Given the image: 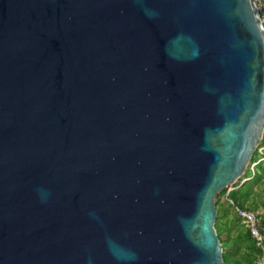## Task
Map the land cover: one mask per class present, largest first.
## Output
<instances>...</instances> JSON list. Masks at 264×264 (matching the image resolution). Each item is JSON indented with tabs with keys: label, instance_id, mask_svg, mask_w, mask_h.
<instances>
[{
	"label": "water",
	"instance_id": "water-1",
	"mask_svg": "<svg viewBox=\"0 0 264 264\" xmlns=\"http://www.w3.org/2000/svg\"><path fill=\"white\" fill-rule=\"evenodd\" d=\"M263 133L253 0H0V264H225Z\"/></svg>",
	"mask_w": 264,
	"mask_h": 264
},
{
	"label": "trees",
	"instance_id": "trees-1",
	"mask_svg": "<svg viewBox=\"0 0 264 264\" xmlns=\"http://www.w3.org/2000/svg\"><path fill=\"white\" fill-rule=\"evenodd\" d=\"M260 147H264V133L250 161L255 166L252 170L248 168L249 175L243 176L247 180L241 184L240 179L230 191L222 190L216 199L215 228L225 264H258L263 256V249L257 246L238 213V210L257 213L264 236V151L259 153Z\"/></svg>",
	"mask_w": 264,
	"mask_h": 264
},
{
	"label": "built area",
	"instance_id": "built-area-1",
	"mask_svg": "<svg viewBox=\"0 0 264 264\" xmlns=\"http://www.w3.org/2000/svg\"><path fill=\"white\" fill-rule=\"evenodd\" d=\"M253 3L255 5L256 15L258 18L259 25L264 34V0H253ZM258 151L259 153H262L264 151V147L258 148ZM262 159H260L258 162H260ZM242 179L243 180L245 179L243 182L247 180L246 178H242ZM238 213L240 217L243 219V222L248 228L250 234L256 241L257 246L263 249V256L258 264H264V248H263L264 236L260 232V219L257 213L246 210H238Z\"/></svg>",
	"mask_w": 264,
	"mask_h": 264
},
{
	"label": "rangeland",
	"instance_id": "rangeland-1",
	"mask_svg": "<svg viewBox=\"0 0 264 264\" xmlns=\"http://www.w3.org/2000/svg\"><path fill=\"white\" fill-rule=\"evenodd\" d=\"M254 166H255V164L252 163V164L249 165L248 168L252 170ZM248 168H247L246 171H245V174H246V175H249V169H248ZM244 180H245V179H244ZM244 180L241 179L240 182H243ZM231 189H232V186H230L229 189H227V191H230Z\"/></svg>",
	"mask_w": 264,
	"mask_h": 264
}]
</instances>
